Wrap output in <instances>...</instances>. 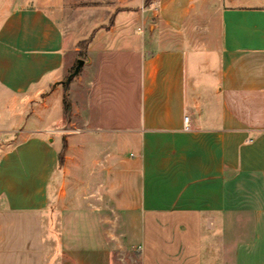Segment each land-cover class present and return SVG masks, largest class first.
<instances>
[{"label": "crops", "instance_id": "1", "mask_svg": "<svg viewBox=\"0 0 264 264\" xmlns=\"http://www.w3.org/2000/svg\"><path fill=\"white\" fill-rule=\"evenodd\" d=\"M41 1L0 15V264H264V0H115L132 11L87 54L128 58L135 118L109 115L90 60L66 126Z\"/></svg>", "mask_w": 264, "mask_h": 264}, {"label": "rangeland", "instance_id": "2", "mask_svg": "<svg viewBox=\"0 0 264 264\" xmlns=\"http://www.w3.org/2000/svg\"><path fill=\"white\" fill-rule=\"evenodd\" d=\"M30 3H33V0H0V15L3 9L5 11L9 7L12 8L17 5H27ZM41 3L54 5L62 11L60 21L65 32L66 56L69 64L66 77L71 74L78 60H82L84 64H87L90 60H94L95 86L94 88L91 87L90 90L99 94L113 93L114 95L109 101V115L115 114V117L118 119H129V117H132L134 120L137 93L135 91V79L131 76L133 74L130 75V61L128 58H124L125 61H118L116 55L110 53L99 56L97 54L95 56L90 55V58L87 54L88 47L97 30L109 29L114 23L115 14L132 10L127 7H120V1L115 2V0H42ZM110 65H113L111 74L114 73L115 76H107L109 78L107 81L109 83L112 82L116 86L113 85L111 88H108L101 83L105 80L104 76L109 74L107 69ZM126 65L128 70L124 68ZM126 74L131 78L130 81L124 77ZM82 75L83 68L71 80L68 86H63V97L70 104L71 95H80L84 91L81 81ZM69 121L70 114H64V126L68 125ZM106 237L108 240L113 239V236L109 232L106 233ZM112 264H139L138 251H113Z\"/></svg>", "mask_w": 264, "mask_h": 264}, {"label": "water", "instance_id": "3", "mask_svg": "<svg viewBox=\"0 0 264 264\" xmlns=\"http://www.w3.org/2000/svg\"><path fill=\"white\" fill-rule=\"evenodd\" d=\"M83 66V61L82 60H78L76 62V66L74 67V70L72 71L71 74H69V76L67 77L66 81L64 82V85L67 86L70 82L71 79H73L75 76H77V74L79 73L81 67Z\"/></svg>", "mask_w": 264, "mask_h": 264}, {"label": "trees", "instance_id": "4", "mask_svg": "<svg viewBox=\"0 0 264 264\" xmlns=\"http://www.w3.org/2000/svg\"><path fill=\"white\" fill-rule=\"evenodd\" d=\"M73 70H74V68H73ZM72 70V71H73ZM72 73V72H71ZM72 80V79H71ZM71 80H70V82H71ZM69 82V83H70ZM69 85V84H68ZM67 85V86H68ZM63 110H64V114L65 115H68L69 114V102L66 100V98L65 97H63ZM61 159H62V157H60L59 156V161L61 162Z\"/></svg>", "mask_w": 264, "mask_h": 264}, {"label": "built area", "instance_id": "5", "mask_svg": "<svg viewBox=\"0 0 264 264\" xmlns=\"http://www.w3.org/2000/svg\"><path fill=\"white\" fill-rule=\"evenodd\" d=\"M184 129H188V118H184Z\"/></svg>", "mask_w": 264, "mask_h": 264}]
</instances>
